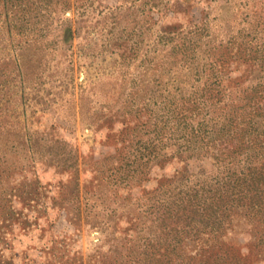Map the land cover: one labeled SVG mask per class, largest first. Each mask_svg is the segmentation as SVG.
Returning a JSON list of instances; mask_svg holds the SVG:
<instances>
[{"label": "rangeland", "instance_id": "374dc122", "mask_svg": "<svg viewBox=\"0 0 264 264\" xmlns=\"http://www.w3.org/2000/svg\"><path fill=\"white\" fill-rule=\"evenodd\" d=\"M253 3L0 0V264L143 260L129 210L182 162L166 148L168 161L128 186L114 175L129 149L121 132L162 114L174 44L195 28L204 48L210 38L243 44L255 33ZM165 252L158 264H171Z\"/></svg>", "mask_w": 264, "mask_h": 264}, {"label": "trees", "instance_id": "16d2710c", "mask_svg": "<svg viewBox=\"0 0 264 264\" xmlns=\"http://www.w3.org/2000/svg\"><path fill=\"white\" fill-rule=\"evenodd\" d=\"M252 14L255 33L243 44L210 38L204 48V28L192 30L188 44H174L162 114L121 132L129 149L114 175L128 186L165 164L166 148L182 162L145 190L137 214L129 210L130 241L145 243L135 264H158L161 250L172 254L171 264H254L264 253V1L254 0ZM143 109L147 103L137 115ZM233 231L247 242L231 241Z\"/></svg>", "mask_w": 264, "mask_h": 264}]
</instances>
